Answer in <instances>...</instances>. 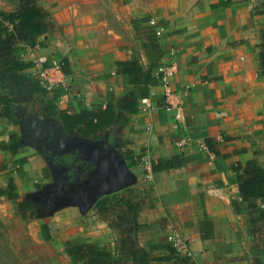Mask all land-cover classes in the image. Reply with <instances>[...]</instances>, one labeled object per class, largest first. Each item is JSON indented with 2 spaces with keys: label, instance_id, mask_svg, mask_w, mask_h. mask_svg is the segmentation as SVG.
<instances>
[{
  "label": "crops",
  "instance_id": "crops-1",
  "mask_svg": "<svg viewBox=\"0 0 264 264\" xmlns=\"http://www.w3.org/2000/svg\"><path fill=\"white\" fill-rule=\"evenodd\" d=\"M43 1L35 0L32 6L49 12L46 23L50 26L34 38V46L9 28L0 35V49L15 47L24 60L43 64L66 61L67 85L55 91L58 108L79 111L126 99L127 78L116 72L115 63L134 56L143 70L155 75L159 64L169 61L166 54L172 46L178 66L172 86L183 97L179 119L163 108L159 84L138 100L141 104L147 99L148 109L117 110L124 123L111 129L116 138L131 142V150L141 151L142 160L128 166L122 153L112 147L117 169L114 184L119 188L105 215L85 208L79 190L62 198L71 202L65 208L68 213H63L66 217L59 216L69 218L68 223L72 220L70 227L61 229L62 242L80 237L100 247L125 245L153 260L152 264H264L260 214L264 197L242 201L238 178L242 169L235 168L250 161L264 168V66L258 59L264 50V15L253 13L251 0H168L164 11L153 13L133 0ZM6 8L1 5L0 11ZM150 18L165 27L161 38L154 35ZM152 41L160 50L157 60ZM4 56L0 53V60ZM0 93L13 101L16 110L15 121H8L0 108V146L13 134L20 141L15 154L0 148V158H11L18 177H27L30 170L42 171L44 179L38 183H45L55 199L51 191L58 187L62 170L43 154L41 143L52 152L78 148L94 156L103 140L82 137L77 131L67 134L58 120H52L47 128L52 139L45 142L41 133L48 121H40L36 109L40 100L54 93L31 96L26 85L11 80L9 85L0 80ZM182 137L187 143L176 146ZM205 138L214 141L219 154L207 148ZM175 155L180 165L151 170V160ZM21 158L26 162L17 173L14 162ZM14 175L9 176L16 185ZM15 193L20 194L18 188ZM22 198L34 205L33 195L25 193ZM81 209L94 225L79 223ZM172 232L188 241L192 252L188 260L172 251L167 240Z\"/></svg>",
  "mask_w": 264,
  "mask_h": 264
},
{
  "label": "trees",
  "instance_id": "trees-1",
  "mask_svg": "<svg viewBox=\"0 0 264 264\" xmlns=\"http://www.w3.org/2000/svg\"><path fill=\"white\" fill-rule=\"evenodd\" d=\"M22 7L14 11H0V35L7 34L9 28L25 36L27 45L34 46V38L48 30L46 19L49 15L47 10L32 6L35 0H18ZM253 13L264 15V1L254 8ZM155 40V39H154ZM155 59L160 56L158 44L151 42ZM19 49L15 47H1L0 53H5L0 60V80L5 85L10 84V80L15 84L26 85L29 95H45L48 91L43 88L38 81L30 74L23 73L25 69L33 67L32 60H24L20 57ZM151 59V58H150ZM259 63L264 66V50L258 54ZM61 68L65 74L69 72L66 61H60ZM116 72L123 74L127 78L125 91L128 94L126 99L116 102H108L105 105L93 104L91 108L71 111L57 107V93L38 103L36 109L37 117L40 121L47 120L44 125L45 133H41L44 141L52 139V132L47 128L52 120H58L62 129L67 134L75 131L82 137L88 139L103 140L101 150L94 156H87L78 148H73L61 152H52L41 143V149L51 164L62 170L61 181L57 188H53L51 195L55 199L67 198L76 190H79V199L85 208H96L102 215L108 213L109 202L114 192L119 188L114 184L117 177L116 165L111 159V150L115 146L127 161L128 166H134L141 162L143 153L131 150L130 141L115 137L111 127L115 124L124 123L117 114V110L134 113L138 110V100L149 95V88L160 84V74H152L143 70L138 58L132 56L128 60L117 61ZM152 64L151 67H156ZM9 77H11L9 79ZM13 101L3 93H0V108L8 121H15L16 110ZM211 138H205V145L210 151L219 154L215 143ZM44 142V143H45ZM20 146L19 137L11 135L9 141L2 144L0 148L15 154ZM26 160L21 158L15 160V171L20 173ZM182 163L178 155L157 162L150 161L152 171L168 169ZM242 169L239 174V191L242 201L264 197V168L256 166L254 162H248L244 167L235 166ZM16 185L12 176L8 177L7 186L0 188V195H5L9 199H17L15 193ZM17 210L23 219L35 217L34 205L30 200H21L17 204ZM264 218V210L260 211ZM41 237L44 240L50 239L47 224L40 225ZM63 252L67 256L70 264H152L153 260L148 259L140 253L133 252L128 246L114 244L113 247H100L95 243L86 242L80 237L67 238L63 240ZM174 252V249H172ZM155 261V260H154Z\"/></svg>",
  "mask_w": 264,
  "mask_h": 264
},
{
  "label": "rangeland",
  "instance_id": "rangeland-1",
  "mask_svg": "<svg viewBox=\"0 0 264 264\" xmlns=\"http://www.w3.org/2000/svg\"><path fill=\"white\" fill-rule=\"evenodd\" d=\"M51 2V0H49ZM144 9L145 12L153 13L164 11L168 5V0H133ZM42 2H45L42 0ZM18 8V0H0V6ZM160 7V8H159ZM5 11H9L8 8ZM50 26V22H47ZM27 49L28 46H27ZM25 55V54H24ZM6 166L5 169H2ZM2 166V167H1ZM13 174V165L10 157L0 158V187L7 186V180ZM26 175H14L16 190L18 188V199H9L5 195H0V264H70L62 247V228H68L72 224L68 223L69 218L63 213H68L65 209L70 200H56L50 197V190L43 182L44 173L41 171H29ZM41 181L40 183H38ZM31 182V186H29ZM31 189V190H30ZM31 194L34 198L33 219H23L17 210V204L24 194ZM86 211V210H85ZM79 223L88 226L90 217L83 215ZM61 213V214H60ZM63 214V215H62ZM60 215V216H59ZM46 223L51 233L50 239L44 240L40 235V224ZM83 227V226H81Z\"/></svg>",
  "mask_w": 264,
  "mask_h": 264
},
{
  "label": "built area",
  "instance_id": "built-area-1",
  "mask_svg": "<svg viewBox=\"0 0 264 264\" xmlns=\"http://www.w3.org/2000/svg\"><path fill=\"white\" fill-rule=\"evenodd\" d=\"M252 11L263 3L264 0H251ZM148 23L154 27V35L161 38L165 34V27L158 24L155 18H150ZM174 47L167 50V63H161L158 66V74H160V86L163 90L162 100L163 108L166 111L174 113L176 119L181 117L183 110V97L178 94L172 86L173 78L177 74L178 66L173 59ZM34 65L30 74L38 81V83L48 92H55L59 88L66 86V74L61 68L60 61L51 60L48 64H43L39 60H32ZM150 107L148 100L143 99L139 104V109L145 110ZM187 143L185 138L175 141V145L181 147ZM168 242L171 244L175 254L181 259H189L192 256L191 248L188 241L178 232H172L167 236Z\"/></svg>",
  "mask_w": 264,
  "mask_h": 264
},
{
  "label": "water",
  "instance_id": "water-1",
  "mask_svg": "<svg viewBox=\"0 0 264 264\" xmlns=\"http://www.w3.org/2000/svg\"><path fill=\"white\" fill-rule=\"evenodd\" d=\"M111 155V154H110ZM112 159V158H111ZM113 161V160H112ZM114 162V161H113ZM115 163V162H114ZM116 165V164H115ZM117 170V169H116ZM79 198V197H78Z\"/></svg>",
  "mask_w": 264,
  "mask_h": 264
}]
</instances>
